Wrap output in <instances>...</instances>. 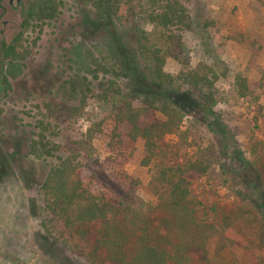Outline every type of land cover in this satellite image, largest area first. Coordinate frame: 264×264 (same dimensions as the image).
Instances as JSON below:
<instances>
[{
    "label": "rangeland",
    "instance_id": "rangeland-1",
    "mask_svg": "<svg viewBox=\"0 0 264 264\" xmlns=\"http://www.w3.org/2000/svg\"><path fill=\"white\" fill-rule=\"evenodd\" d=\"M93 1L0 0V264H88L40 229L36 191L58 151L37 155L28 145L41 132L70 145L61 133L104 122L110 94L129 92L146 73L132 30L98 17ZM188 7L193 29L167 41L163 70L175 80L186 71L204 75L216 93L212 113L186 115L149 160L141 138L110 150L96 134L93 153L137 178L145 200L164 166L206 165L204 174L183 172L197 216L219 231L229 220L242 239L219 245L212 234L205 264H264V0H190ZM248 34L262 40L253 64ZM237 75L250 81L245 96L235 91Z\"/></svg>",
    "mask_w": 264,
    "mask_h": 264
},
{
    "label": "trees",
    "instance_id": "trees-1",
    "mask_svg": "<svg viewBox=\"0 0 264 264\" xmlns=\"http://www.w3.org/2000/svg\"><path fill=\"white\" fill-rule=\"evenodd\" d=\"M189 2L94 0L98 17L132 30L146 73L129 92L110 94L112 104L104 122L93 123L84 132L61 133L69 137L70 145L50 140L48 132L39 133L28 145L37 155L58 151L36 191L40 229L88 264H205L212 234H218L219 245L242 239L229 220H223L219 231L213 221L197 216L191 182L183 172L204 174L206 165L195 160L164 166L151 181L153 198L145 200L137 193L141 182L110 168L109 159L96 157L91 145L96 134L107 138L110 150L141 138L149 160L186 115L200 110L207 119L212 113L216 93L204 75L186 71L175 80L163 70L167 41L176 31L193 29ZM147 25H152L151 31ZM248 45V61L253 64L262 40L248 34ZM234 87L245 96L250 81L237 75ZM258 168L263 176L264 166ZM262 176L258 179L264 185Z\"/></svg>",
    "mask_w": 264,
    "mask_h": 264
},
{
    "label": "flooded vegetation",
    "instance_id": "flooded-vegetation-1",
    "mask_svg": "<svg viewBox=\"0 0 264 264\" xmlns=\"http://www.w3.org/2000/svg\"><path fill=\"white\" fill-rule=\"evenodd\" d=\"M21 0H9V4L11 5L13 2H16L18 4V2H20ZM5 23V22H4ZM2 32V30H0Z\"/></svg>",
    "mask_w": 264,
    "mask_h": 264
}]
</instances>
